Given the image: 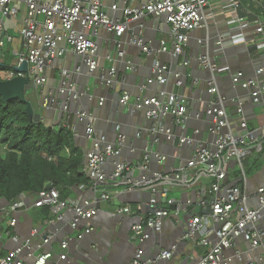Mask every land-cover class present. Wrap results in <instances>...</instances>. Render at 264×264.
<instances>
[{
  "label": "crops",
  "instance_id": "1",
  "mask_svg": "<svg viewBox=\"0 0 264 264\" xmlns=\"http://www.w3.org/2000/svg\"><path fill=\"white\" fill-rule=\"evenodd\" d=\"M53 2L54 0H45ZM88 1V0H86ZM103 10L109 17L117 21H125V11L127 9L140 8L147 3V0H102ZM243 16L253 23L255 20L264 22V0H241ZM207 27L195 30L188 36V43L185 50L192 62L189 66L182 65V59H177L171 54H160L161 42L166 41L171 47V26L164 16H146L141 18L134 27L129 28L121 37L110 38V32L104 28H99L97 33L92 30L88 35L95 41L98 52L97 71L105 72L107 68H114L116 77L119 80L117 89L108 91L101 89L88 74H78L73 76V83L78 91L86 92L91 97H84L80 102L64 98L61 100L57 96L55 106L72 112L74 116V148L83 155V167L87 163L86 153L93 147L91 140L86 135L87 125L76 118V111H88L97 117L94 122L96 136L106 137L110 143H116L119 136L124 137L122 153L117 158H107L102 165V171L106 176V183L94 190L87 182L79 183L68 188L70 193L62 197L75 202L90 201L94 209V217L89 221L92 232L85 235L80 240L78 236L83 233L86 223H82L78 228H74L75 214L70 209H64L59 213L51 210L52 218L45 222L35 223L33 212L39 205L38 202L43 194L24 195V207L16 213L17 225L13 229L20 241H24L32 236L35 230L38 231L36 241L44 236L51 238L49 245L45 246L42 252L52 253V257L47 264H129L136 256L138 245L133 241L132 228L141 221L146 220L160 199L155 198L151 190L146 187L132 188L130 184H125L123 180L114 181L115 162H127L132 166L130 172L126 174L127 180L140 178L141 173L137 169L141 163L145 162L146 150L153 149L154 152L166 157L165 161L158 158H151L148 167L153 171L169 174L180 169L181 166L192 158L194 148L187 145H180L179 140H171L168 136H162L163 140L148 145V136L154 128V121L146 116L145 111L127 110L120 104V97L123 93L131 95V102L136 98L161 97L163 93L167 95L177 94L188 99V106L184 127L187 136L202 140L205 143L213 141V136L209 133L211 125L210 118L204 113L205 108H209L214 100L225 108L229 118V130L237 136H246L248 140H259L264 130V95L258 103L250 99V94L243 95L244 102L231 99L230 94L234 91L230 73L243 72L247 79L258 77L256 71L264 69V40L257 34L254 25H250L245 31L246 42L229 47L226 55H218L216 47L209 44L214 43L221 33L232 31L235 25L231 22V17L222 12V4L219 0H212L211 6L205 12ZM25 21V12H21L16 17L5 18L3 29L6 36L12 39L5 42V46L0 48V62L8 61L12 58V65L17 64V53L25 50L21 37V31ZM233 35H240L233 32ZM142 37L151 51L146 53L140 47L132 44L134 38ZM61 44V48H64ZM122 50L124 57L120 60L116 57L117 52ZM202 54H208L219 66L216 74V88L218 92L212 94L209 90H203L202 86L211 74L199 64L197 58ZM112 55L113 60H108ZM161 62L169 66L168 81L162 85L152 84L151 87L142 89L149 79L153 77L155 62ZM133 70H131V66ZM80 66L86 72L88 70L84 60L71 50L64 56L56 58L48 64L46 68L47 81L38 93L32 95V103L35 109L42 113L41 104L47 98H53L55 87L61 82L63 72L75 71ZM96 71V72H97ZM77 74V73H76ZM178 79L183 81L185 86L177 85ZM264 80L263 77H261ZM195 81V82H194ZM206 87V86H205ZM264 94V93H263ZM250 96V97H249ZM104 98L103 103L99 100ZM59 99V100H58ZM205 99V100H204ZM208 101V103L206 102ZM242 109V112L238 111ZM67 116V115H66ZM59 122V113L49 110L44 123L48 127H56ZM118 122V123H117ZM246 123L247 127H243ZM165 128L174 129L173 120L166 117L162 120ZM177 132V130H176ZM145 134V136H143ZM147 140V142H146ZM146 146H148L146 148ZM67 154V152H66ZM264 148L251 150L249 157L244 161V168L247 180L242 181L239 165L233 160L229 163L227 178L223 182L222 191L218 196H224L227 189L239 187L246 198L247 206L255 208L258 206L257 189L264 186ZM83 171V168H82ZM84 173V172H83ZM199 169H191L189 178L183 181H160L159 189L169 187V198L180 204L182 210L176 213L172 210L170 217L164 220L161 231H151V239L145 244V259H156L158 253L164 249H172L177 246L175 256L170 261H161L159 264H196L207 253L208 249L198 246L194 240L182 241L181 236L188 228V220L194 215L195 203L201 199L212 200L215 195L212 192L211 180L205 176H198ZM88 179L87 175L85 174ZM194 180V181H193ZM104 193H110L111 200L102 199ZM63 194V193H62ZM189 202H192L189 204ZM160 203V202H159ZM162 204V203H161ZM164 203L162 206H165ZM9 204L1 200V207L7 208ZM123 206H130L133 214L123 215L119 209ZM196 214V212H195ZM62 217V218H60ZM10 219L5 213L0 214V233L5 234L8 230ZM259 230L264 232V216L257 225ZM210 240L215 242L216 236H211ZM67 241L68 246L64 247L63 242ZM17 243L6 236L0 241V253L6 255L16 249ZM40 252V253H42ZM39 253V252H38ZM66 258H61L62 255ZM237 256L245 260L260 261L264 258L261 250H253L244 239H237L232 249L224 252L225 259L232 260L231 264H239ZM263 256V257H262ZM26 264H33V260L26 259Z\"/></svg>",
  "mask_w": 264,
  "mask_h": 264
},
{
  "label": "built area",
  "instance_id": "2",
  "mask_svg": "<svg viewBox=\"0 0 264 264\" xmlns=\"http://www.w3.org/2000/svg\"><path fill=\"white\" fill-rule=\"evenodd\" d=\"M211 1L147 0V3L140 8L127 9L125 11L126 19L121 22L108 16L103 10L102 0H54L53 2L45 0H0V48L5 46L6 40L10 41L12 39L4 33L3 20L16 17L21 12H25V21L21 31L25 50L17 53V64L15 66H20L24 61H27L31 78L34 79L38 88L45 85L47 81L46 68L56 58L64 56L71 50L84 60L88 70L85 72L82 67L78 66L73 72H63L61 82L58 84L59 87L54 90L53 98L46 97L41 104L43 110H53L59 113L57 128L55 126L51 128L56 131L67 128L74 133L72 120L75 115L68 111L67 106H65V109L56 107V97L60 96L61 100L68 98L75 102H80L85 96L87 98L88 96L91 97L86 92L76 89L73 83L74 75L78 76V74L85 73L90 78L96 76L105 82L108 87L112 86L114 79L117 78L114 68H108L110 72H107V69L105 72L97 71L98 48L95 41L88 35V31L92 30L97 33L99 28H104L110 34L121 37L132 22H137L146 16H164L171 26L170 37L172 42L171 47H169L166 41H162L159 53H169L178 60L182 59V65L189 66L192 60L185 50L189 39L188 35L195 30L208 26L205 12L211 6ZM219 1L222 4V12L231 17V22L235 27L232 31L217 36L214 45L218 55H222L229 47L244 44L246 38L243 33L250 25L255 26L257 34L261 35L264 40V22L257 19L251 23L247 17L242 16L241 9L243 6L241 0ZM235 31L239 32L240 35H233ZM61 44H64L65 47L61 48ZM132 44L140 47L146 53L151 51L142 37L134 38ZM116 57L120 60L124 57L122 50L119 49ZM107 59L112 61V55H109ZM197 61L211 74L202 87L207 88L212 94H216L218 92L216 88L218 64L208 54L200 55ZM130 66L133 70L132 64ZM168 74V65L159 61L155 62L153 77L149 79L147 84L143 85L142 89L151 87L154 83L166 84ZM256 75L258 77L247 79L243 72H238L232 75V81L235 88L240 87L249 91L250 96L254 99L253 102L258 103L264 95V80L261 79V77L264 78V69L257 70ZM16 77L25 78L27 74L12 69L6 74L5 80ZM177 85L182 87L184 85L183 81L178 79ZM99 101L103 103L104 98ZM119 101L127 110L145 111L146 116L154 121V128L151 135H149L155 138L154 143L160 141V137L166 135L171 140L178 139L180 145L194 148V154L186 165L169 174L153 171L148 167L149 159L155 157L160 161H165L166 157L154 152L153 149L146 150L145 162L137 168L141 176L134 181L126 179V174L133 169L132 166L127 162H115L113 173L115 182L123 180L125 184H130L132 188H149L155 196L154 199H160L153 206L157 208L155 214L132 228V238L138 245V249L135 258L129 264H159L161 261H170L175 256L177 246L170 250L162 249L156 259H145V244L151 239V231L158 232L162 230L164 220L171 216L172 210L176 213L182 210L180 204L169 198V187L158 188L159 182L183 181L189 178L188 173L191 169H199V175L195 176L194 180L200 176H205L211 180L212 192L217 194L212 200L200 198L199 203H195V208L196 206H201L203 209L208 208L209 213L195 214L194 212V215L190 216L187 222L186 232L181 236L182 241L194 240L198 246L208 249L206 255L196 264H231L232 260L225 259L224 252L232 249L237 239H244L253 250H261L264 256V232L257 227L264 216V186L257 189L258 206L255 208L247 206L246 198L239 187H231L226 190L224 196H218L222 191L223 182L227 178L228 166L231 161L234 160L239 165L242 181L247 180L244 161L249 157L252 149L263 150L264 130L259 140H248L246 136L235 135L228 129L230 118L225 108L219 102L213 100L207 108V115L211 119L209 133L213 136V141L205 143L186 134L184 121L188 99L184 96L177 94L169 96L165 93L161 97L144 98L139 96L132 103L131 95L123 93ZM238 112L241 113L242 109L240 108ZM75 114L78 120L86 123L87 138L93 143L92 149L86 153L87 163L83 167V172L88 177L89 185L97 190L106 183V176L102 171L103 163L109 157L117 159L121 155L124 137L120 135L116 143H110L105 136H96L94 122L97 121V117L88 111L79 110ZM166 117L173 120L175 126L173 130L163 126L162 120ZM41 120L44 122L45 119ZM242 126L247 127L246 123H242ZM66 152L67 155H70V149H66ZM40 194H43V196L38 204L51 207L54 213H59L64 209L72 210L75 214L74 228L86 223L85 229L78 236V239L82 240L85 235L92 232L89 221L94 217V209L91 207L90 201L75 202L67 200L62 197L57 186H52ZM24 195L9 204L7 208L1 207L0 198V214L5 213L10 219L6 233H0V241L6 236L18 244L16 249L6 255L0 253V264H26V259L33 260L34 257L33 264H47L52 257V253L42 252L44 247L49 245L50 237L44 236L36 241L35 238H38L39 234L35 230L30 238L20 241L13 230L18 221L16 213L25 204ZM102 199L110 201V193H104ZM164 203L166 205L162 206ZM119 213L131 215L133 211L130 206H123L119 209ZM211 236H216L217 240L212 242L210 240ZM63 246L67 247L68 242H63ZM61 258H66V255L63 254ZM237 259L239 264H264V258L256 261L245 260L243 257L237 256Z\"/></svg>",
  "mask_w": 264,
  "mask_h": 264
},
{
  "label": "trees",
  "instance_id": "3",
  "mask_svg": "<svg viewBox=\"0 0 264 264\" xmlns=\"http://www.w3.org/2000/svg\"><path fill=\"white\" fill-rule=\"evenodd\" d=\"M1 64L0 73L12 70L8 61ZM27 98L32 102V97ZM26 107L20 99L4 103L0 96V198L7 204L52 186L63 196L71 186L88 181L82 171L83 155L74 148L73 132L56 131L42 120H31ZM32 215L35 223L50 220L51 207L36 208Z\"/></svg>",
  "mask_w": 264,
  "mask_h": 264
},
{
  "label": "water",
  "instance_id": "4",
  "mask_svg": "<svg viewBox=\"0 0 264 264\" xmlns=\"http://www.w3.org/2000/svg\"><path fill=\"white\" fill-rule=\"evenodd\" d=\"M139 22H133V24H131V26L134 27ZM110 38L111 39L112 38L115 39V35L110 34ZM214 43L211 42L209 44L208 48H210L211 45H214ZM227 52H228V50L224 51L222 53V55H226ZM0 65H2L1 62H0ZM10 67L13 70L17 71V72H25L27 74V77H25V78L16 77V78H13L11 80H0V96L2 97L4 103H7V102H9L11 100H15V99H20V100H22V101H24L26 103V105H27L26 112L29 115L31 120L39 122V121H41V119H46L47 118V112H49V111L43 110L42 113H36L33 103L27 98V97H29V95H27V90H28L29 86H32L35 89L36 93H38V91H39L38 86L35 84L34 79L31 78V75L29 73V63L27 61H24L20 66H15V65L13 66L12 65ZM107 72H110V70L108 68H107ZM233 74L234 73H230L229 77L231 79H232V75ZM93 78H95V81H97V84L99 85V87H101V89H107L108 91H110V90L113 91V90L117 89V84L119 82V80L117 78L114 79L113 84L110 87L106 86L105 82L101 81L96 76H94ZM184 86H185V84H184ZM58 87L59 86L57 85L55 89H57ZM201 90L203 92V90H205V88L202 87ZM206 90H208V89H206ZM248 94H249V91L244 90V89H242L240 87H236L234 89V91H232V93L229 96H230L231 99H237V101H240L242 99L243 95L247 96ZM250 99L252 101H254V99L252 97H250ZM241 101L244 102L243 100H241ZM206 102L208 103L207 100H206ZM204 113L207 114L206 108H205ZM61 117H63V116L61 115ZM143 136H145V134H143ZM146 136L149 137L148 138L149 141L147 142V140H146V142L148 143V145L152 146V144L154 143V139L155 138L152 137V136H149V134H147ZM160 138H161V140H163L162 137H160ZM147 147L148 146H146V148ZM156 210H157V208L153 207L152 211L150 212V214H155ZM195 212H196V214H208L209 213V209L208 208L207 209H203V207H201V206H196ZM34 260H35V257L33 259V262H34Z\"/></svg>",
  "mask_w": 264,
  "mask_h": 264
},
{
  "label": "rangeland",
  "instance_id": "5",
  "mask_svg": "<svg viewBox=\"0 0 264 264\" xmlns=\"http://www.w3.org/2000/svg\"><path fill=\"white\" fill-rule=\"evenodd\" d=\"M243 8V7H242ZM241 11H242V9H241ZM241 15L243 16V12H241ZM12 58L11 57H9V59H8V65L9 66H12ZM9 71H3V72H1L0 73V79L1 80H5L6 78V74L8 73ZM34 93H35V89L32 87V86H29L28 87V90H27V95H29V97L30 96H32V95H34Z\"/></svg>",
  "mask_w": 264,
  "mask_h": 264
}]
</instances>
